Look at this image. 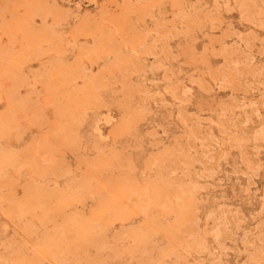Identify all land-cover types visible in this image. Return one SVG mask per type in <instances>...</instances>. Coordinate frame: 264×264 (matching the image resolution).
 <instances>
[{
    "label": "rangeland",
    "instance_id": "1",
    "mask_svg": "<svg viewBox=\"0 0 264 264\" xmlns=\"http://www.w3.org/2000/svg\"><path fill=\"white\" fill-rule=\"evenodd\" d=\"M0 264H264V0H0Z\"/></svg>",
    "mask_w": 264,
    "mask_h": 264
}]
</instances>
